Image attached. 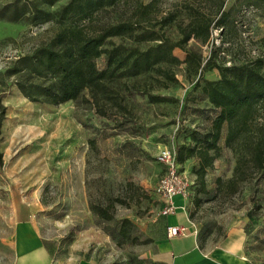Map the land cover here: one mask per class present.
Segmentation results:
<instances>
[{
    "label": "rangeland",
    "instance_id": "374dc122",
    "mask_svg": "<svg viewBox=\"0 0 264 264\" xmlns=\"http://www.w3.org/2000/svg\"><path fill=\"white\" fill-rule=\"evenodd\" d=\"M66 1L47 9L54 11ZM219 1L229 12L222 25L216 14ZM9 2L0 0V6ZM155 14L157 19L174 16L162 30L172 41L181 37L178 24L185 27L195 16H210L208 39L190 37L186 44L200 57V69L188 66L185 53L174 49L176 62L115 78L110 87L118 97L98 98L99 109L87 90L59 105L27 100L16 86L20 76L10 69L19 56L49 47L54 26L0 19V238L15 210L18 219L29 216L62 264H148L149 235L158 216L153 191L162 175L156 151L193 146L190 135L203 137L216 115L201 91L193 89L194 82L199 74L203 80H218L215 64L264 59V0H159ZM109 41L105 48L144 50L154 44L136 42L134 36ZM95 64L103 69L104 56ZM225 133L224 126L204 189L194 181L186 212L201 245L215 243L241 224L246 258L264 264V182L255 174L243 181L234 177L236 156L224 146ZM185 167L193 174L197 161Z\"/></svg>",
    "mask_w": 264,
    "mask_h": 264
},
{
    "label": "trees",
    "instance_id": "16d2710c",
    "mask_svg": "<svg viewBox=\"0 0 264 264\" xmlns=\"http://www.w3.org/2000/svg\"><path fill=\"white\" fill-rule=\"evenodd\" d=\"M58 1L11 0L0 6V19L8 22L54 26L49 47H38L19 56L10 69L11 74L20 76L16 86L30 102L59 105L76 101L87 90L99 109L98 98L118 97L110 87L115 78L136 77L160 62H176L174 49L185 53L188 66L200 69V57L187 50L186 44L190 37L208 39L213 21L208 15L195 16L185 27L178 24L181 37L172 41L162 30L174 21V16L156 18L159 0L146 4L139 0H67L58 9L48 10ZM115 11L125 12L113 19L111 14ZM216 11L220 14L218 24L222 25L229 12L222 11L220 1ZM120 36H134L136 42L154 44L144 50L123 45L105 48L109 39ZM260 42L264 44V38ZM101 56L105 58V67L98 69L95 61ZM213 67L219 79L203 80L199 74L193 89L201 91L216 115L203 137L190 135L193 146L176 147V161L204 189V176L212 166L213 153L219 149L218 141L225 126L224 146L236 156L234 177L243 181L255 174L264 182V59L256 57L228 66L222 62ZM3 113L0 104V122ZM191 159L197 161L193 174L185 167V162ZM243 168L249 173L245 174Z\"/></svg>",
    "mask_w": 264,
    "mask_h": 264
},
{
    "label": "crops",
    "instance_id": "0c3cea01",
    "mask_svg": "<svg viewBox=\"0 0 264 264\" xmlns=\"http://www.w3.org/2000/svg\"><path fill=\"white\" fill-rule=\"evenodd\" d=\"M174 212L159 214L150 232L148 264H251L246 258V235L241 224L228 228L215 243L201 245L192 230L186 212L187 198H173ZM14 210L8 218L7 232L0 238V264H62L51 253L36 226L29 218L18 219ZM27 214V213H26ZM167 227H184L183 235L168 238ZM76 264H97L82 260Z\"/></svg>",
    "mask_w": 264,
    "mask_h": 264
},
{
    "label": "built area",
    "instance_id": "2783aa9c",
    "mask_svg": "<svg viewBox=\"0 0 264 264\" xmlns=\"http://www.w3.org/2000/svg\"><path fill=\"white\" fill-rule=\"evenodd\" d=\"M155 161L162 168V175L153 191V200L159 206V214L166 216L174 212L173 198L181 196L186 199L194 185V178L176 161L175 151L167 147H158ZM167 237L183 235L184 227H167Z\"/></svg>",
    "mask_w": 264,
    "mask_h": 264
}]
</instances>
